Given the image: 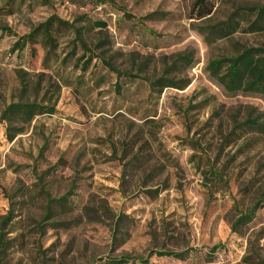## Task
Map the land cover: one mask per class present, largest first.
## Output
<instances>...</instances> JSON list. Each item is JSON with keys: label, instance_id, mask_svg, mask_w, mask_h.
<instances>
[{"label": "rangeland", "instance_id": "rangeland-1", "mask_svg": "<svg viewBox=\"0 0 264 264\" xmlns=\"http://www.w3.org/2000/svg\"><path fill=\"white\" fill-rule=\"evenodd\" d=\"M15 1L21 10L0 12V112L42 96L55 110L12 140L0 123V264H264V132L244 125L264 121V98L228 93L205 70L209 59L264 48V29L249 30L246 16L208 42L202 28L234 10L254 15L245 7L264 0H210L203 19L192 18L195 0ZM52 14L89 51L72 29L58 37L51 68L41 44L11 50ZM178 53L192 61L173 62ZM161 78L184 86L152 90ZM42 190L66 197L49 217ZM258 198L252 220L232 231L234 202L246 210ZM167 249L185 258L154 253Z\"/></svg>", "mask_w": 264, "mask_h": 264}, {"label": "trees", "instance_id": "trees-1", "mask_svg": "<svg viewBox=\"0 0 264 264\" xmlns=\"http://www.w3.org/2000/svg\"><path fill=\"white\" fill-rule=\"evenodd\" d=\"M48 1V0H44ZM72 3L83 2L85 0H69ZM90 1V0H89ZM97 2H101L102 0H91ZM23 2H18L16 4L15 0H0V12L3 11L5 14H12L16 10H21V5ZM194 8L196 9V14L193 15L192 18L203 19L208 18L214 9V3L210 0H195ZM248 12L254 15H237V10H234L230 15L227 16L226 19L217 21L215 23L205 25L203 28V32L205 34V38L208 42H211L217 38L228 37L231 33H233L237 25L239 24V20L242 18L251 17L248 22L249 30H259L264 29V5L261 6H248L244 9V14H248ZM98 26H106V22L104 21H96ZM9 33H12L10 29L7 27H3ZM72 29L74 33V44L75 41H79L82 47L85 50H88V47L85 45L84 41L80 39V33L78 28H76L73 24L69 23L67 20L60 18L59 16L52 14L48 16L44 21L39 22L35 25H32L30 30L19 36L18 39L13 43L11 50H18L22 52V50L28 45L32 44H41L46 50L43 66L50 67L48 59L56 56L57 49V41L58 37L63 35V32L66 30ZM75 46L63 57L62 62H66L68 58H70L75 53ZM191 62L192 59L187 53H178L175 56L173 62ZM85 62L84 69L87 68L88 63ZM107 64V67L113 71H116V68L104 61ZM51 68V67H50ZM206 72L209 76L217 82L219 86L223 88L224 91L228 93L235 92H248L259 95L261 98H264V48L262 47H245L239 53L234 55H220L218 57L209 59L206 67ZM41 76L44 75V72H41ZM35 72H32L34 75ZM19 79L21 83V90L26 89L30 83L28 79L19 74ZM41 79V78H40ZM40 79H38L40 81ZM39 81L35 84V87H39ZM53 85L58 86V84L51 83ZM152 90H155L154 87L161 86H172L177 88H182L184 85H178V83L173 82L169 79H157L149 82ZM186 85V84H185ZM55 110L54 105L48 103L45 100V97L42 96L40 98L36 97L33 100H23L22 98L18 100H12L8 104H6L1 112H0V123H5V134L9 140H12L17 133H21L24 129L30 125L31 121L37 116L44 113H53ZM244 125H248V127L253 128L259 132H264V121H260L258 116L247 117ZM44 147L41 148V151ZM216 175V172H214ZM254 179H250L249 183H253ZM47 199V203L45 205L46 208V216L49 217V213L52 211L51 205L54 203L56 206H64L66 204V197H58L51 198L49 193L45 190H42ZM261 197V196H260ZM260 198L257 199L248 209L242 210L238 207L237 201L234 202V209L237 212L232 219L230 218V227L234 232H240L241 227L249 223L254 217L255 211L260 207ZM10 215V214H9ZM9 215H7V220L10 219ZM42 225V224H41ZM159 256H174L179 259L185 258V251H175V250H155ZM138 259L142 264L147 262L146 258L142 257H128V256H120V257H110L108 258V262L110 264H135V260ZM250 258H246L249 260Z\"/></svg>", "mask_w": 264, "mask_h": 264}]
</instances>
